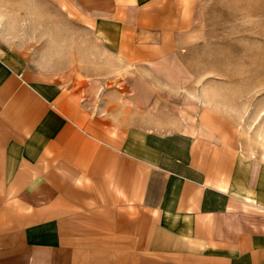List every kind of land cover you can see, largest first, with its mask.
Returning <instances> with one entry per match:
<instances>
[{
    "label": "crops",
    "instance_id": "obj_1",
    "mask_svg": "<svg viewBox=\"0 0 264 264\" xmlns=\"http://www.w3.org/2000/svg\"><path fill=\"white\" fill-rule=\"evenodd\" d=\"M34 3L27 45L0 29V264H264V158L158 77L198 0ZM107 66L143 69L145 103L94 108L84 70Z\"/></svg>",
    "mask_w": 264,
    "mask_h": 264
},
{
    "label": "rangeland",
    "instance_id": "obj_2",
    "mask_svg": "<svg viewBox=\"0 0 264 264\" xmlns=\"http://www.w3.org/2000/svg\"><path fill=\"white\" fill-rule=\"evenodd\" d=\"M38 12L34 0H0V29L13 32L15 45H27V39H33L29 29L40 23ZM195 12L188 45L168 61L173 62L169 68L159 70L158 77L167 83L178 76L183 91L188 86L201 91L209 104L236 120L245 145L264 158V0H198ZM31 45L28 58L36 55ZM84 71L94 108L123 109L125 114L124 106L137 109L145 103L135 99L146 96L143 69L107 66ZM73 73L69 70L58 78L71 84ZM148 83L150 95L161 87L151 76Z\"/></svg>",
    "mask_w": 264,
    "mask_h": 264
}]
</instances>
